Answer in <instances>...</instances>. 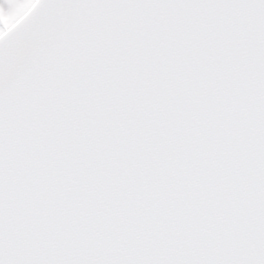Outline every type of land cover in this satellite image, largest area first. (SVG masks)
<instances>
[{"label":"snow or ice","instance_id":"1","mask_svg":"<svg viewBox=\"0 0 264 264\" xmlns=\"http://www.w3.org/2000/svg\"><path fill=\"white\" fill-rule=\"evenodd\" d=\"M0 264H264V0H0Z\"/></svg>","mask_w":264,"mask_h":264}]
</instances>
